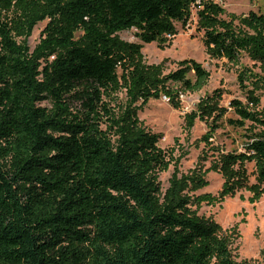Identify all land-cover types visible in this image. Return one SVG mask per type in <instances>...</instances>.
I'll list each match as a JSON object with an SVG mask.
<instances>
[{
	"label": "trees",
	"instance_id": "trees-1",
	"mask_svg": "<svg viewBox=\"0 0 264 264\" xmlns=\"http://www.w3.org/2000/svg\"><path fill=\"white\" fill-rule=\"evenodd\" d=\"M193 8L209 57L239 65L246 54L257 70L238 71L245 102L221 106L215 90L185 115L188 129L207 123L201 140L217 155L179 174L174 149L138 111L161 97L180 108L210 72L193 58L165 72L142 48L171 45ZM225 13L213 0H0V264H248L231 250L236 225L198 213L240 189L252 203L264 194V13ZM131 29L139 41L119 35ZM228 110L225 121L246 131L243 151L211 145ZM172 162L163 190L159 173ZM209 171L220 190L197 194Z\"/></svg>",
	"mask_w": 264,
	"mask_h": 264
},
{
	"label": "rangeland",
	"instance_id": "rangeland-1",
	"mask_svg": "<svg viewBox=\"0 0 264 264\" xmlns=\"http://www.w3.org/2000/svg\"><path fill=\"white\" fill-rule=\"evenodd\" d=\"M219 3L225 14H246L248 11L264 13V0H213ZM190 25L183 26L176 23L177 34L172 39L171 45L160 49L155 42L143 44L142 52L148 63H160L164 60L165 72L177 67L176 61L183 58H193L202 63L210 72L207 83L196 92H187L181 95L180 108H174L166 98L150 99L148 103L138 111V117L152 131L161 134L159 146L164 150L174 149L173 162L178 160L179 174L190 172L195 167L206 169L217 151L205 145L201 137L207 132L205 121L195 119L191 128H186L185 115L195 110L198 102L206 96H210L215 90H220L222 98L219 105L228 106L229 101L237 98L243 102L246 94L239 87L237 80L238 71L242 67L253 68L255 63L246 55L240 57L239 65H232L224 59L209 57L202 43V31L196 27L195 8L189 18ZM46 21L38 23L30 37L28 45L33 48L39 41L41 31ZM119 35L128 41H139L135 30L119 32ZM192 78V74H189ZM260 95V107H264V92L257 91ZM234 118L232 110H228L211 138V145L219 148L221 152L243 151L246 140L244 128H233L225 118ZM249 122H246V126ZM206 156V158H204ZM171 163L167 170L159 173V181L163 190L168 186L175 164ZM249 182H255L253 163H247ZM208 185L196 191L197 194L210 193L216 195L221 188L222 177L218 172L209 171L205 175ZM251 193L246 189L236 191L232 197H225L220 203H202L198 213L204 217H210L218 222L223 229H229L236 225L237 235L233 237L231 250L238 261L246 260L248 264H264V194L256 201L250 202Z\"/></svg>",
	"mask_w": 264,
	"mask_h": 264
}]
</instances>
